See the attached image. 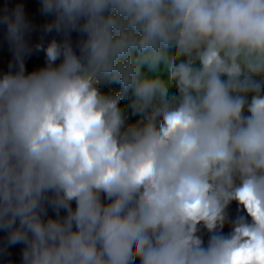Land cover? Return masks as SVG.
Masks as SVG:
<instances>
[{"label":"clouds","instance_id":"9594fccd","mask_svg":"<svg viewBox=\"0 0 264 264\" xmlns=\"http://www.w3.org/2000/svg\"><path fill=\"white\" fill-rule=\"evenodd\" d=\"M40 2L62 39L33 71L23 5L0 12V230L22 264H264V0Z\"/></svg>","mask_w":264,"mask_h":264},{"label":"water","instance_id":"95a60500","mask_svg":"<svg viewBox=\"0 0 264 264\" xmlns=\"http://www.w3.org/2000/svg\"><path fill=\"white\" fill-rule=\"evenodd\" d=\"M17 5H23L25 17L30 25V30L26 33L32 52L26 57V70L33 71L45 64V54L43 51L35 49L36 44H43L45 47L52 39L60 40L62 36L55 32L45 31V25L51 22L52 17L46 16L41 11L40 0H0V12L5 8L14 9ZM76 33L72 34V41L75 45L78 40ZM13 59L11 47L6 38V26L0 24V73L8 71V65ZM74 206V205H73ZM63 214V213H62ZM48 215L54 216V210L49 208ZM230 215L234 218L236 215V205L230 208ZM228 231L226 226L225 232ZM22 244L11 245L8 243L7 232L0 230V264H22Z\"/></svg>","mask_w":264,"mask_h":264},{"label":"trees","instance_id":"16d2710c","mask_svg":"<svg viewBox=\"0 0 264 264\" xmlns=\"http://www.w3.org/2000/svg\"><path fill=\"white\" fill-rule=\"evenodd\" d=\"M111 87H112L113 90H119V85L118 84H113ZM129 103H130V101H129L128 97H125V99L122 100V105H124L128 109V112H129V115H130V119L134 120V119H136V117L131 114V108L129 106Z\"/></svg>","mask_w":264,"mask_h":264}]
</instances>
